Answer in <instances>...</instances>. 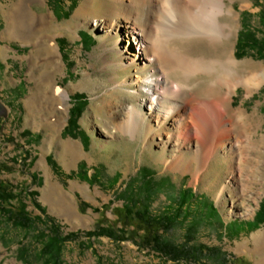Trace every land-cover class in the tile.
I'll return each mask as SVG.
<instances>
[{
  "label": "rangeland",
  "instance_id": "1",
  "mask_svg": "<svg viewBox=\"0 0 264 264\" xmlns=\"http://www.w3.org/2000/svg\"><path fill=\"white\" fill-rule=\"evenodd\" d=\"M52 1L0 0V100L9 110L7 118L0 117V181L16 191L20 188L37 191L36 199L46 208V214L33 205L30 197L25 202L32 216L42 218L38 223L40 229L45 227V217L50 216L64 235L81 232L64 243L60 264H195L166 258L158 251L137 245L132 238L116 240L106 235L84 234L98 224L121 226L117 222L124 200L119 193L142 168H149L157 181L164 182L160 192L153 196L152 212H174L182 189L191 188L195 197L211 202L220 213L222 222L198 221L193 231H190L193 217L178 221L164 231L166 241L177 246L218 247L228 261L233 256L249 264H264V223L237 235L223 226L231 221L254 219L264 200L260 169L259 176H255L253 166L248 165L240 179L242 167L238 159L232 163L226 161L223 158L228 154L219 151L206 175L196 178L192 171L169 169L166 160L173 159L175 152L172 144L165 150L161 148L165 130L154 133L144 126L136 137L119 131L118 123L125 120L127 108L140 95L117 86L118 81L135 74L134 68L118 66L116 53L110 50L117 47L116 38L91 21L95 11L99 15L107 13L110 0H62V12L69 11V16L60 18L49 6V3L53 5ZM228 2L239 13V31L233 39L235 55L240 61L257 65L261 83L253 89L239 86L232 94L231 105L235 110H246L245 136L256 142L261 156L259 165L263 168L264 143L260 139L264 133V58L253 51L238 56L237 42L244 25L264 33L259 12L264 9V0ZM43 20L45 26L37 31L35 22L44 23ZM80 31L93 37L94 42L88 47H83ZM52 40L61 60V69L56 73L47 64L48 54L44 50V43ZM209 52L204 44L194 48L195 56ZM203 86L201 83L198 89ZM57 87L67 91L68 98L57 100L53 96ZM76 93H84L89 100L79 119L80 128L90 137L88 143L80 136L64 133L73 106L71 97ZM25 130L30 134H25ZM67 143L73 148L74 157L67 153ZM249 153L246 157L252 155ZM50 154L62 175L56 174L47 161ZM82 162L90 176L96 172V181L78 176ZM80 200L88 204L83 211ZM36 236L35 230L25 231L3 219L0 264H45V258L39 255L41 244ZM26 248L29 252L22 258L21 250ZM208 255L201 258L203 262L233 264Z\"/></svg>",
  "mask_w": 264,
  "mask_h": 264
},
{
  "label": "bare ground",
  "instance_id": "2",
  "mask_svg": "<svg viewBox=\"0 0 264 264\" xmlns=\"http://www.w3.org/2000/svg\"><path fill=\"white\" fill-rule=\"evenodd\" d=\"M228 1L235 0H110L107 13L95 11L91 21L116 38L117 47L110 50L116 53L118 66L134 68L135 74L117 86L140 99L127 108L125 120L117 125L119 131L136 137L144 126L154 133L165 130L161 148L172 144L175 152L173 159L166 160L169 169L203 177L218 152L225 151L224 160L238 159L240 179L252 165L254 175L259 176L260 169L264 180L258 146L245 136L247 112L231 105L239 86L253 89L261 83L257 65L235 55L239 13ZM45 24L35 22L36 30ZM55 43H44L46 62L54 73L61 69ZM202 44L214 55L195 56L194 48ZM201 83L204 86L198 89ZM53 96L65 100L68 92L57 87ZM260 140L264 143V133ZM66 149L74 157L68 143ZM248 153L252 155L246 157Z\"/></svg>",
  "mask_w": 264,
  "mask_h": 264
},
{
  "label": "trees",
  "instance_id": "3",
  "mask_svg": "<svg viewBox=\"0 0 264 264\" xmlns=\"http://www.w3.org/2000/svg\"><path fill=\"white\" fill-rule=\"evenodd\" d=\"M52 3L53 5L49 3V6L53 7V11L58 18L62 17V15L64 17L69 16V11L62 12V0H53ZM72 5L74 6V2H72ZM259 12L260 20L264 22V9L261 8ZM79 35L83 47H88L89 44L91 45L94 42L93 37L86 31H80ZM249 51H253L264 58V33H260L258 28L244 25L238 37L237 54L243 57ZM71 100L73 101V106L70 108L68 124L64 129V133L72 136H80L88 143L90 137L86 131L80 128L79 119L89 100L84 93H76L71 97ZM24 133L29 135L30 131L25 130ZM47 161L51 164L56 174L62 175L57 162L51 154L47 156ZM84 165L83 162L80 163V170L77 172L78 176L84 180L92 178L96 181L98 178L96 172L90 176L88 171L85 170ZM0 171L2 170L0 169ZM115 183H117L116 179L114 185ZM163 183L160 180H156L155 173L152 170L142 168L139 174L128 181L126 187L119 193L120 198L124 200L122 208H119L120 221L117 222H121V226L98 224L95 228L85 231L84 234L87 236L106 235L116 240H129L132 238L137 245L151 248L161 253L164 257L175 261L186 260L195 264H208L203 262L201 258L212 254V256L224 259L225 263L233 261V264H238L239 262L240 264H249L233 256L231 258L232 260L228 261L226 255L223 256L224 253L218 247L207 248L204 245L191 246L188 244L177 246L174 243L166 241L163 237L164 231L180 220L185 222L188 218L193 217L194 223L190 226V231H193L198 221L208 220L209 222L212 219L221 221V217L214 204L204 201L202 198L195 197L191 188L182 189L177 199L178 206L174 212H163L159 214L152 212L153 196L160 192ZM37 194L35 190L23 188L16 191L8 183L0 181V226L2 220L5 219L11 225L24 229L25 231L30 232L31 230H35L37 233L36 238L37 240L39 239L41 244L38 249L39 255L41 258H45L44 263L60 264L64 243L71 238H75L81 232L73 231L64 235L60 225L50 216L45 217L43 220L45 227L44 229H40L38 223L42 218L40 216H32L25 202L26 197H30L33 205L40 209L42 213L46 214V208L36 199ZM193 201L195 202V211L192 210ZM87 206L88 204L85 201L80 200L79 207L82 211ZM262 223H264V200L261 202L260 208L257 210L253 220L245 222L231 221L223 224V226L229 229L233 235H237L242 231L257 229ZM28 252L29 250L27 248L22 249L21 257H25Z\"/></svg>",
  "mask_w": 264,
  "mask_h": 264
},
{
  "label": "water",
  "instance_id": "4",
  "mask_svg": "<svg viewBox=\"0 0 264 264\" xmlns=\"http://www.w3.org/2000/svg\"><path fill=\"white\" fill-rule=\"evenodd\" d=\"M9 115V110L7 106L0 100V117L7 118Z\"/></svg>",
  "mask_w": 264,
  "mask_h": 264
}]
</instances>
